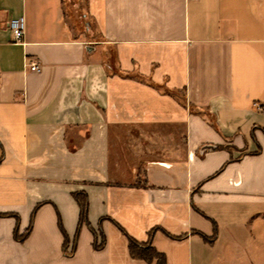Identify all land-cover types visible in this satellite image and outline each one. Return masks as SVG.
I'll return each instance as SVG.
<instances>
[{"label": "crops", "instance_id": "0c3cea01", "mask_svg": "<svg viewBox=\"0 0 264 264\" xmlns=\"http://www.w3.org/2000/svg\"><path fill=\"white\" fill-rule=\"evenodd\" d=\"M85 4L0 0V264H264V0Z\"/></svg>", "mask_w": 264, "mask_h": 264}, {"label": "trees", "instance_id": "16d2710c", "mask_svg": "<svg viewBox=\"0 0 264 264\" xmlns=\"http://www.w3.org/2000/svg\"><path fill=\"white\" fill-rule=\"evenodd\" d=\"M74 197L80 206L79 224H78V230H77V233L75 236V240H76L81 226L83 224L90 225V222H89V218H88L89 201H88V197H87L86 193L85 192H77L74 194ZM4 215L6 216V215H10V214H7V213L1 214L0 213V216H4ZM33 219H34V212L32 214L30 224H29L27 230L25 231V233L22 235H18L16 233V237L19 240L23 241L29 236L31 229H32V225H33ZM60 226L62 227L61 223H60ZM62 231H63L64 237H65L64 251L67 254L68 253L67 242L69 241V239H68V236H67L63 227H62ZM94 233L96 234V241L94 244L95 248H102L104 246V243H105L104 235L103 234L101 235L102 241L100 243H98V241H97L98 234L95 230H94ZM74 246H75V242H74ZM73 249H74V247H73ZM129 250H130V253L133 257L141 258V259H144L148 262H153L156 260V264H167L165 255L163 253L157 251L152 246V244L150 242L140 243V242L136 241L135 239L131 238L130 242H129ZM71 253H72V251H71Z\"/></svg>", "mask_w": 264, "mask_h": 264}, {"label": "rangeland", "instance_id": "374dc122", "mask_svg": "<svg viewBox=\"0 0 264 264\" xmlns=\"http://www.w3.org/2000/svg\"><path fill=\"white\" fill-rule=\"evenodd\" d=\"M85 3L86 0H64V8L67 18L76 33H80L87 28L92 32H97L93 20L84 17V13L86 12ZM110 64L113 68L115 67L112 51H110Z\"/></svg>", "mask_w": 264, "mask_h": 264}, {"label": "built area", "instance_id": "2783aa9c", "mask_svg": "<svg viewBox=\"0 0 264 264\" xmlns=\"http://www.w3.org/2000/svg\"><path fill=\"white\" fill-rule=\"evenodd\" d=\"M9 27L12 31L13 39L15 42H21L26 30V21L23 16L12 18L9 21ZM32 70H40L38 61H34L31 65ZM259 110H263V106L259 103L256 104Z\"/></svg>", "mask_w": 264, "mask_h": 264}]
</instances>
